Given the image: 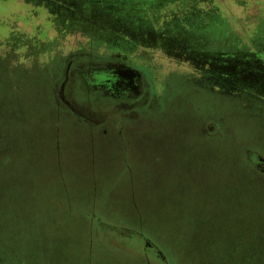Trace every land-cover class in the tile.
I'll list each match as a JSON object with an SVG mask.
<instances>
[{
	"label": "rangeland",
	"instance_id": "rangeland-1",
	"mask_svg": "<svg viewBox=\"0 0 264 264\" xmlns=\"http://www.w3.org/2000/svg\"><path fill=\"white\" fill-rule=\"evenodd\" d=\"M10 51L40 64L0 56V79L26 92L5 93L0 108V264H264V172L254 165L264 157V0H0V52ZM72 55L147 69L150 100L127 115L167 133H187L188 121L196 139H149L130 180L123 142L91 149L77 134L88 125L59 97ZM226 61L236 79L213 70ZM209 76L211 91L200 86ZM101 110L94 132L114 134L121 114ZM158 154L162 170L150 165ZM185 163L179 184L168 166Z\"/></svg>",
	"mask_w": 264,
	"mask_h": 264
},
{
	"label": "flooded vegetation",
	"instance_id": "flooded-vegetation-1",
	"mask_svg": "<svg viewBox=\"0 0 264 264\" xmlns=\"http://www.w3.org/2000/svg\"><path fill=\"white\" fill-rule=\"evenodd\" d=\"M13 53L14 54H10L11 63L15 62L14 59L17 58L16 51ZM14 55H16L15 58H14ZM84 59L85 58L83 56L73 57L72 55L69 57L65 65V69H64V78L59 87V97L61 98V101H63L62 102L63 105L72 113V115L75 117L76 120L82 122L81 124L84 123L89 126V127L81 126L83 130H80L77 134H80L81 136L83 134V136L86 139V145L92 146L90 147L91 149H94L96 141L103 142V139H107L110 142V145L117 143L118 141L123 142V144L125 145V151H123L124 158L129 156V161H130V164L127 165V168L124 170L125 172L127 171L130 172L127 174L130 180L135 181L138 175V173L137 172L135 173L134 171L140 169L143 166H146L147 161L145 160L148 159V155H147L148 151H142L141 147L143 145H146V143L149 142V139L155 138L156 140L155 143L159 146L163 145V140L165 139L170 140L171 143L175 145H179L180 143H182L183 146H185V144L189 146L191 144V140L196 139L195 138L196 134H194L192 130L187 127L188 121H182V123L186 127L187 133L176 132V131H171L167 133V132L161 131V127L164 126L162 124H160L159 127H155V126L148 127L142 115H134V116L131 115V117L127 115V113L129 112H126V111L142 109L147 104V103H145V105L143 104L146 99V85H147L146 76L149 74L147 69L142 68L140 66H136L135 64H132L129 62H125L119 58H108L106 61H104L105 62L104 65H99V66H105L108 68L110 67L116 68L113 66L119 67L122 65L130 66V67H133L139 70L141 72V75L135 79V82L137 84V89H134L133 87L131 89L130 87H128L127 90L123 88L122 91L120 90L117 92L111 91L112 96L106 97L104 93L105 91L100 90L98 85H95L93 82L95 79H92L90 77L92 73L91 70L99 66L91 67L90 69H85L84 67L85 63H83ZM75 62H76V66L72 68ZM86 76L88 78H86ZM3 79H5L4 76H3ZM5 81L9 82L10 85L8 84L9 85L8 90H3L0 88L1 90L0 99L2 100V106H7L6 104L10 103L9 96L4 95L7 92L12 94V96L15 97L17 100L19 99L18 98V88H19L18 82L16 81V84L11 83L9 80V77L6 78ZM207 81L209 83L211 82L210 76ZM211 84L212 83H210L209 86H204V85H200V86L201 88H208V90L211 91L212 88L214 89V87L217 86L215 83L212 84L213 86ZM148 85L151 87V83H148ZM63 86H64V89H63ZM106 107H109L112 114L114 112H117V113H120L121 115L117 117V119L114 118L113 120L116 124V131L114 132V134H110V132H108L107 130H104V132L99 135V134H96L93 129L97 127L98 125H101L100 123L104 124L105 121L101 117L103 113L101 109L106 108ZM123 113L126 118L123 116ZM127 117H130L131 119ZM55 119L56 118H53L52 120H55ZM143 123L145 124V126H143ZM120 127H122L123 130H121ZM174 127L177 128V124ZM159 132L160 134H158ZM210 136H211L210 132H205V134H202L201 138L197 137L198 138L197 140L200 139L199 143L201 145L202 144L205 145L207 142H210L207 139V138H210ZM73 141L76 142V139H73ZM90 152L94 153L95 151H90ZM211 154L215 156L214 153H210L209 155L207 154L209 156V159L211 157ZM160 155L161 154L154 156L155 160L154 162H150V165L154 163H159L161 165V170H162L164 167V164H163L164 162ZM255 157L256 158L254 159L255 160L254 165L256 166L257 171L264 172V157L262 155H257ZM177 163H179V161ZM158 166L159 165H157V168H159ZM168 167L171 168L173 171H176L174 172L175 173L174 178L176 179V182L179 184L183 182V181H180L179 179L181 178L184 179L185 175L190 173L191 171V164H187V163L181 164V167L179 165H173V166L170 165ZM160 172L158 175V179L164 180L165 177L161 176ZM180 173H182L183 175L181 176ZM134 174L136 175L134 176ZM191 177H194L193 171H192ZM132 187L136 188L137 186L132 185ZM166 188H170V187H164L163 189H166ZM174 188L177 190L178 188H180V186L171 187L170 189L172 190ZM116 193L119 196H121V194H119L118 192Z\"/></svg>",
	"mask_w": 264,
	"mask_h": 264
},
{
	"label": "water",
	"instance_id": "water-1",
	"mask_svg": "<svg viewBox=\"0 0 264 264\" xmlns=\"http://www.w3.org/2000/svg\"><path fill=\"white\" fill-rule=\"evenodd\" d=\"M104 61H93V60H89V59H84L83 63H85V69H90L91 67H97L99 65H104L105 62ZM88 63V64H87ZM103 63V64H101ZM76 66V62L74 63V65L72 66L75 67ZM116 68H108L105 66H99L95 69L91 70V78L95 79L93 82L95 85H98L100 90L105 91V96H112L111 95V91H122L123 88L124 89H128V87H130L132 89V87L134 89H137V84L135 82V79L138 78L141 75V72L133 67L130 66H113ZM93 75V76H92ZM86 78H88L86 76ZM92 82V81H91ZM146 99L145 102L143 103L145 105V103H148V101L150 100L151 97V90L149 89L150 86L148 85V83L146 82ZM102 88V89H101ZM64 89V86H63ZM125 90V91H126ZM105 97V98H106ZM117 97V96H115ZM104 99V98H103Z\"/></svg>",
	"mask_w": 264,
	"mask_h": 264
},
{
	"label": "trees",
	"instance_id": "trees-1",
	"mask_svg": "<svg viewBox=\"0 0 264 264\" xmlns=\"http://www.w3.org/2000/svg\"><path fill=\"white\" fill-rule=\"evenodd\" d=\"M45 4V3H44ZM22 40L20 41H18V50L22 47V46H24V45H27V46H29V43H28V39H26L25 38V36L24 37H20ZM22 41H24L22 44H20ZM29 42H31V41H29ZM41 46V43L38 45V47H40ZM5 59V61L7 62L8 61V59L9 58H7V57H4ZM30 58V55H27L25 58L24 57H20V55H19V52H17V64H18V66L19 67H23V68H25L24 70H26L27 68H26V66H28V65H30V64H40V61H39V58L37 57V56H35L34 54L32 55V58L31 59H29ZM36 58V59H35ZM230 57H228L227 59H229ZM38 59V60H37ZM234 58H231L230 60H233ZM34 61V62H33ZM42 66H44V64L42 65ZM230 69V70H228V69ZM215 72H221V73H224V75H225V78H228V75H229V78H234V79H236V75H237V73H240L239 71H241L240 69H239V67L237 66V64H233L232 62H229V63H227V61H226V63L225 64H223V65H221V66H219V67H215L214 69H213ZM1 74V73H0ZM236 74V75H235ZM2 75V74H1ZM6 81H5V79H4V81H3V76H2V78L0 79V88L1 89H4V90H8L9 89V85L8 86H6ZM242 83V82H241ZM6 87V88H5ZM256 88H258L257 87V85H256ZM1 91V90H0ZM3 93V92H2ZM248 93V95L249 96H251V97H253V98H255V99H257V100H259L258 99V95H253L252 93H250V92H247ZM18 94H19V100H21V98H23L25 95H26V92H24V94H22V92L20 91V93H19V91H18ZM4 99V98H3Z\"/></svg>",
	"mask_w": 264,
	"mask_h": 264
},
{
	"label": "crops",
	"instance_id": "crops-1",
	"mask_svg": "<svg viewBox=\"0 0 264 264\" xmlns=\"http://www.w3.org/2000/svg\"><path fill=\"white\" fill-rule=\"evenodd\" d=\"M16 48H17V46H15ZM15 48V49H16ZM12 51H10V53H11ZM10 53L9 54H3L2 52L0 53V56H3V57H7V58H9L10 59ZM16 53H17V51H16ZM18 87H19V85H18ZM18 97H19V94H18ZM7 106H9V104H6ZM0 107H2V100L0 99ZM100 124H102V123H100ZM201 169V168H200ZM193 171H194V169H193ZM116 227H118V226H116ZM123 228H125L124 229V231H126V233H127V237H129V238H132V237H135V236H138V237H142V238H144V239H146L147 237H148V234L145 232L144 233V231L142 230V229H139V228H131V227H129V226H122ZM127 229V230H126ZM120 230H122V228L120 229ZM139 232H141V233H139ZM147 245H149L148 243H147ZM152 247H154V249H156L155 251H156V253L159 255V256H161L162 254H163V249L161 248V247H159L158 245H151ZM166 261V260H165Z\"/></svg>",
	"mask_w": 264,
	"mask_h": 264
}]
</instances>
